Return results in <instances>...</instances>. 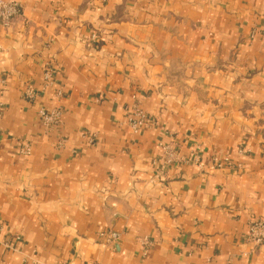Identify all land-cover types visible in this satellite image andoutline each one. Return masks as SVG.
<instances>
[{"label":"crops","instance_id":"0c3cea01","mask_svg":"<svg viewBox=\"0 0 264 264\" xmlns=\"http://www.w3.org/2000/svg\"><path fill=\"white\" fill-rule=\"evenodd\" d=\"M11 1L0 264H264L247 239L264 219V0ZM135 105L157 121L138 134ZM40 108H61L60 124L48 131ZM160 144L200 147L203 168L161 174Z\"/></svg>","mask_w":264,"mask_h":264},{"label":"built area","instance_id":"2783aa9c","mask_svg":"<svg viewBox=\"0 0 264 264\" xmlns=\"http://www.w3.org/2000/svg\"><path fill=\"white\" fill-rule=\"evenodd\" d=\"M22 13V6L20 3L11 0H0V24L5 27H9L14 20ZM45 83L49 84L53 79V73L51 70H47L44 75ZM26 97L29 100L34 99L38 93L32 88L28 87L26 90ZM1 106V105H0ZM39 118L44 127L50 131L55 126L59 125L62 119L63 111L61 108H54L47 110L45 108L39 109ZM125 124L132 130L134 134H138L144 129L152 128L157 124L155 117L151 116L148 112L144 111L137 105L133 106L125 118ZM162 154L159 160H155L154 163L159 165L160 173L164 172L174 165H180L183 163L193 162L199 167L203 168L200 156V147H196L192 156L186 157L181 155L180 150L172 147L171 145L160 144ZM31 146L26 144L22 148V152L25 154L30 153ZM212 167L215 169L223 170L230 169L235 166L232 160L228 156L219 157L214 156L212 159ZM120 233L114 230H107L100 233V237L107 243H116L120 240ZM247 239L257 247L264 246V219H259L253 222L250 226ZM148 245L150 241L146 240Z\"/></svg>","mask_w":264,"mask_h":264}]
</instances>
